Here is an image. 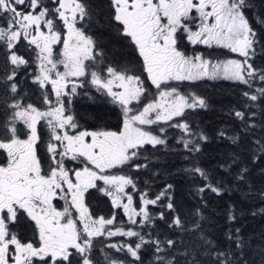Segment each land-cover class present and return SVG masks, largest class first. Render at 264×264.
<instances>
[{"label":"snow or ice","instance_id":"snow-or-ice-1","mask_svg":"<svg viewBox=\"0 0 264 264\" xmlns=\"http://www.w3.org/2000/svg\"><path fill=\"white\" fill-rule=\"evenodd\" d=\"M261 161L264 0H0V264H250L236 206L218 235L206 193L250 198ZM174 174L198 203L154 190ZM254 251L264 264V235Z\"/></svg>","mask_w":264,"mask_h":264},{"label":"trees","instance_id":"trees-1","mask_svg":"<svg viewBox=\"0 0 264 264\" xmlns=\"http://www.w3.org/2000/svg\"><path fill=\"white\" fill-rule=\"evenodd\" d=\"M221 53V51H219ZM207 94L211 96L212 104L215 106L214 111L202 113V121L207 125L209 132H212L218 127L225 118L219 113L222 106L228 105L233 100V89L229 82H213L205 86ZM77 111L85 117L90 114L102 111V106L99 103L93 104L86 98L80 99L77 103ZM91 123V121H89ZM109 123L114 124L115 118L110 117ZM227 149V145H217L215 143L206 148V157L203 161L205 167L214 168L215 164L220 158V153ZM182 162L176 157H170L164 163L163 167L171 172H175L177 168L182 167ZM250 175L248 182L251 185L253 195L250 198H245L240 192L232 191L225 193L222 196H216L213 193H206L208 200V208L206 214L210 215L216 223L215 231L218 235H222L224 230L229 227L226 219V212L230 204H234L237 208L239 219L232 227H239L245 238L252 239L253 247L246 251V258L250 264H259L260 257L255 253L254 249L261 242V237L264 235V216H252V211L264 207V201L260 200L255 193L264 189V161L258 165L253 166L249 163ZM220 175H223L220 173ZM172 183L175 185V199L185 208H190L198 201L193 199L191 192V181H189L183 174L164 175L157 181L155 191H159L163 183ZM103 207V205H99Z\"/></svg>","mask_w":264,"mask_h":264},{"label":"rangeland","instance_id":"rangeland-1","mask_svg":"<svg viewBox=\"0 0 264 264\" xmlns=\"http://www.w3.org/2000/svg\"><path fill=\"white\" fill-rule=\"evenodd\" d=\"M222 51V52H226V50H217V52ZM220 54V53H217ZM221 58H224L223 56H221Z\"/></svg>","mask_w":264,"mask_h":264},{"label":"flooded vegetation","instance_id":"flooded-vegetation-1","mask_svg":"<svg viewBox=\"0 0 264 264\" xmlns=\"http://www.w3.org/2000/svg\"><path fill=\"white\" fill-rule=\"evenodd\" d=\"M222 52V51H221ZM217 53H219V52H217Z\"/></svg>","mask_w":264,"mask_h":264}]
</instances>
